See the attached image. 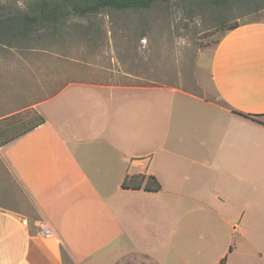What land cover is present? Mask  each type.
<instances>
[{
  "label": "crops",
  "instance_id": "0c3cea01",
  "mask_svg": "<svg viewBox=\"0 0 264 264\" xmlns=\"http://www.w3.org/2000/svg\"><path fill=\"white\" fill-rule=\"evenodd\" d=\"M77 50L31 59L14 98L43 122L0 146L35 212L0 205V264H79L77 244L155 264H231L237 244L264 257V21L227 31L198 91L158 82L135 55L84 70ZM134 175L159 189L122 187Z\"/></svg>",
  "mask_w": 264,
  "mask_h": 264
},
{
  "label": "rangeland",
  "instance_id": "374dc122",
  "mask_svg": "<svg viewBox=\"0 0 264 264\" xmlns=\"http://www.w3.org/2000/svg\"><path fill=\"white\" fill-rule=\"evenodd\" d=\"M29 1L0 0V5H8L12 10H25ZM245 2H249L245 8L233 0L225 6L201 0H169L155 3L148 9H106L89 16H73L55 35L39 31L42 34L27 40L18 38L6 44L0 43V141L35 122L33 112L17 111L20 108L14 100L24 92L22 85L27 81H24L23 73L30 76L27 67L31 59L40 66L43 61H54L59 49L74 45L86 70L110 56L135 55V61L137 58L143 69L151 68L152 77L157 73L158 82L198 91L200 88L196 81L208 76L212 53L230 26L264 21V1L259 7L251 0ZM23 63L26 69H23ZM9 73L11 85L7 82ZM32 203L0 159V205L34 217ZM87 247L74 245L81 257L79 264H120L119 258L123 261L121 264H155L148 257L128 254L129 248L122 246L111 245L108 251L100 247L93 252H86L84 249ZM233 256L231 264H264V257L257 254L254 245L237 244ZM65 264L73 263L67 259Z\"/></svg>",
  "mask_w": 264,
  "mask_h": 264
},
{
  "label": "trees",
  "instance_id": "16d2710c",
  "mask_svg": "<svg viewBox=\"0 0 264 264\" xmlns=\"http://www.w3.org/2000/svg\"><path fill=\"white\" fill-rule=\"evenodd\" d=\"M167 1L169 0H31L27 3L25 10H12L8 5H0V43L3 42L6 44L18 38L27 40L42 34V32L39 31H47L55 35L59 33L56 31L66 24L73 16H89L106 9H114L117 11L148 9L155 3ZM201 1L217 6H225L229 3V0ZM233 1L242 8L248 7L249 5V2H245L246 0ZM251 1H253L256 7H259L264 0ZM238 25L240 24H234L230 26L228 30ZM34 115V123L16 133L14 136L0 141V146L43 122V118L40 115L33 112L32 116ZM122 187H142L148 190H158L160 186L153 176L134 175L126 177L122 182ZM224 261L225 257L221 259V264H223Z\"/></svg>",
  "mask_w": 264,
  "mask_h": 264
},
{
  "label": "built area",
  "instance_id": "2783aa9c",
  "mask_svg": "<svg viewBox=\"0 0 264 264\" xmlns=\"http://www.w3.org/2000/svg\"><path fill=\"white\" fill-rule=\"evenodd\" d=\"M35 226L37 228V232L38 234H40L41 236H52L53 235V231L52 228L50 227V225L47 223V221L43 218L41 219H37L35 221Z\"/></svg>",
  "mask_w": 264,
  "mask_h": 264
}]
</instances>
